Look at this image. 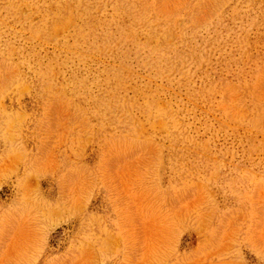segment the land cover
Instances as JSON below:
<instances>
[{"label":"rangeland","instance_id":"rangeland-1","mask_svg":"<svg viewBox=\"0 0 264 264\" xmlns=\"http://www.w3.org/2000/svg\"><path fill=\"white\" fill-rule=\"evenodd\" d=\"M0 264H264V0H0Z\"/></svg>","mask_w":264,"mask_h":264}]
</instances>
